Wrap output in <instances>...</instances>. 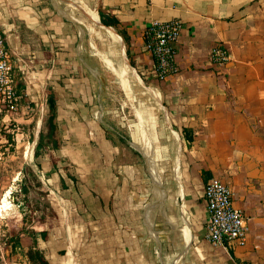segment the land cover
Masks as SVG:
<instances>
[{"label": "crops", "instance_id": "1", "mask_svg": "<svg viewBox=\"0 0 264 264\" xmlns=\"http://www.w3.org/2000/svg\"><path fill=\"white\" fill-rule=\"evenodd\" d=\"M170 20L182 23L179 69L161 80L145 31ZM0 24L23 95L18 112L0 111V126L23 125L28 140L33 125L27 142L51 210L23 237L25 251L48 264H264V0H0ZM99 28L115 59L95 48ZM87 36L127 94L139 135L109 123L101 73L81 54ZM218 44L230 52L220 69ZM135 80L153 114L135 103ZM53 138L58 147L46 144ZM214 177L244 212V244L205 237Z\"/></svg>", "mask_w": 264, "mask_h": 264}, {"label": "rangeland", "instance_id": "2", "mask_svg": "<svg viewBox=\"0 0 264 264\" xmlns=\"http://www.w3.org/2000/svg\"><path fill=\"white\" fill-rule=\"evenodd\" d=\"M97 32L99 35L94 40L95 48L112 52L114 55L111 57L115 59L116 52L105 32L100 28ZM95 48L87 36L81 54L84 58L91 57L101 73L103 103L109 123L125 138L131 133L139 135L138 121L127 94L118 77L106 67ZM143 89L135 80V103L146 110L147 114H153L157 105L150 98L146 100L147 96L141 94ZM26 132V127L12 121L0 126V264H42L35 255L34 258L29 255V251L34 249L25 251L27 244L25 240L22 242L23 237L39 224L41 217L51 214L47 188L40 179L39 165L31 155L33 144L27 142L34 137L33 125L29 126L28 140L25 139ZM17 134H23V138L20 136L17 140ZM46 144L52 145L51 141Z\"/></svg>", "mask_w": 264, "mask_h": 264}, {"label": "built area", "instance_id": "3", "mask_svg": "<svg viewBox=\"0 0 264 264\" xmlns=\"http://www.w3.org/2000/svg\"><path fill=\"white\" fill-rule=\"evenodd\" d=\"M180 20L155 21L145 31L146 48L155 59V70L161 80L178 72L177 48L181 39ZM213 65L220 69L230 61V52L223 44L212 49ZM21 74L12 60L6 35L0 24V111L9 115L19 111L23 95L19 90ZM233 191L218 177L210 179L205 188L204 201L208 217L206 239L215 246L232 247L244 244L249 226L242 209L234 205Z\"/></svg>", "mask_w": 264, "mask_h": 264}, {"label": "trees", "instance_id": "4", "mask_svg": "<svg viewBox=\"0 0 264 264\" xmlns=\"http://www.w3.org/2000/svg\"><path fill=\"white\" fill-rule=\"evenodd\" d=\"M50 105H51V116L49 118V124H50V128H49V135L50 137L54 136V133L57 130V124L55 122L56 117H57V108H56V103L54 102L53 99H50ZM52 146L53 147H58L59 146V142L57 141V139H52L51 140ZM43 143L42 141L37 145V149L42 147ZM29 255L31 257L34 258V255L36 258L39 259V261L42 264H48V262L44 259L43 255L41 254V252L39 250H30L29 251Z\"/></svg>", "mask_w": 264, "mask_h": 264}, {"label": "bare ground", "instance_id": "5", "mask_svg": "<svg viewBox=\"0 0 264 264\" xmlns=\"http://www.w3.org/2000/svg\"><path fill=\"white\" fill-rule=\"evenodd\" d=\"M95 14V13H94ZM95 16V15H94ZM96 17V16H95ZM107 35H108V38H110V40H111V42L112 43H116L117 44V46L119 47V46H121V41H119L118 40V38L114 35V33H113V31H110V32H108L107 33ZM116 46V47H117ZM119 52V51H118ZM124 52V51H123ZM118 54V53H117ZM125 57V56H124ZM122 58V57H121ZM105 59H106V61L107 62H110V65H111V69L113 70V69H115V70H118V69H116V65L114 64V62L109 58V57H107V56H105ZM123 61V60H122ZM121 63V62H120ZM130 66V65H129ZM128 69V68H127ZM121 72V71H120ZM118 73V72H117ZM125 73V72H124ZM122 75H123V73H122ZM129 89V88H128ZM152 91V90H151ZM132 93V92H131ZM152 93V92H151ZM130 95V94H129ZM138 108V107H137ZM142 110V109H141ZM144 113V112H143ZM143 116V115H142ZM144 127V126H143Z\"/></svg>", "mask_w": 264, "mask_h": 264}]
</instances>
